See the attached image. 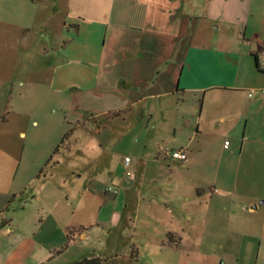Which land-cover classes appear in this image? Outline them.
<instances>
[{"label": "crops", "instance_id": "1", "mask_svg": "<svg viewBox=\"0 0 264 264\" xmlns=\"http://www.w3.org/2000/svg\"><path fill=\"white\" fill-rule=\"evenodd\" d=\"M33 1L39 6L37 23L49 41L25 47L22 40L12 60H0V66L5 68L12 63L22 72L0 73V83L11 91L8 106L0 105L3 143L16 134L26 136L22 120L39 111L28 106L36 99L47 105L65 102L67 118L74 120L71 124L81 126L91 118L113 115L122 117L129 131L143 127L147 136L150 131H173L175 139L185 129L178 120L170 121L166 115L164 122L151 127L155 111L180 113L187 104L196 111L200 103L196 133L185 147L173 150L186 151L189 160L181 162L158 154L156 162L161 160L178 167L160 173L153 171L152 184L143 185L138 175L127 184L126 207L135 220L136 234L140 225L148 224V245L170 250L184 247L186 222H194L196 233L205 235L206 225L213 233L228 221V226H232L229 230L237 234L236 223L229 215L236 203L237 211L244 214V223L259 224L258 215L264 204L259 200L264 198V192L252 191L244 197L241 190L228 184L245 170L208 167L192 174L190 167L197 162L217 161V155L206 153L202 147L191 151L197 140L233 137L241 126L242 143L234 156L242 157L248 152V136L264 144V72L257 66V56L264 48V0H65L63 15L43 9V0ZM25 2L27 5L28 0ZM58 19L61 28L55 31L52 24ZM23 28L24 32L29 31L25 25ZM215 30L222 34L217 35ZM5 43L2 40L3 47ZM25 64L34 67L28 72ZM45 79L48 89H41ZM140 114L148 122L137 125ZM38 124L34 120L33 125ZM250 156L255 166L263 158L262 150ZM255 171L250 174L255 175ZM193 177L200 181L195 179L193 185H184ZM28 191L31 190L21 195V201H25L23 195ZM27 197L26 202L37 199L33 193ZM18 199L17 195L10 197L0 192V231L14 230L5 216ZM244 223L237 222L239 231ZM82 229L73 230L58 217L52 233L63 237L58 239L56 254L49 262L70 250L76 232L86 238ZM70 231L74 232L75 241L64 250ZM258 231L259 228L252 238L264 240V223L261 233ZM260 256L259 242L258 259ZM86 258L90 257L74 264Z\"/></svg>", "mask_w": 264, "mask_h": 264}, {"label": "rangeland", "instance_id": "2", "mask_svg": "<svg viewBox=\"0 0 264 264\" xmlns=\"http://www.w3.org/2000/svg\"><path fill=\"white\" fill-rule=\"evenodd\" d=\"M41 7L62 15L66 12L65 0H43ZM38 10L37 1L28 0L26 5L25 0H0V60L2 57L12 60L22 40L25 47L39 42L44 44L48 40L40 23H37L35 15H38ZM40 20H43V16ZM23 25L29 29L28 32H24ZM52 27H55V31L61 28L59 19ZM214 33L222 34L220 30ZM2 40L6 42L4 47ZM36 54L34 52V58H37ZM23 58L27 60L26 55ZM11 64L5 68L0 66V73H22ZM34 66L25 64L28 72ZM46 84L45 79L40 84L41 89H48ZM1 91L4 94L1 95ZM10 101V89L0 83V105L6 108ZM28 106L39 111L33 117L23 118L26 136L13 135L6 143L0 140V192L19 198L5 216L11 220L14 230L9 233L7 229L0 231V264H74L88 256L101 258L105 264H264V240L252 238L254 232L257 234L256 229L259 228L261 233L264 204L258 215V225L244 223V214L237 211L239 204L231 206L233 212L230 210L229 215L236 223L234 229L237 234H232L228 221L226 225L212 230L213 233L209 231L210 225H206L205 235L196 233L197 225L194 222H186L188 232L184 247L180 249L149 246L151 232L148 224L140 225L136 234L135 220L130 208L126 207L127 184L138 175L143 185H149L153 183V171L160 173L178 167L161 160L156 162V159H159L158 154L163 155L189 144L198 129L200 103L196 111L188 104L180 113L155 111V121L151 127L164 122L166 117L170 121L178 120L185 132L177 139L173 131H150V136L146 135L143 127H134L129 131L122 117L113 115L106 119L91 118L81 126L75 122L71 124L70 121L74 120L70 116L67 118L65 113L68 106L60 100L47 105L44 100L36 99ZM34 120L39 124L33 125ZM136 121L140 125L148 122V119L145 120L144 115L140 114ZM0 129H3L2 125ZM243 134L244 126H241L233 137L197 140L191 151L202 147L206 153L217 155V161L197 162L190 167L191 173L208 167L227 170L239 168L245 172L232 177L228 184L241 190L244 197L252 191L263 193L264 144H258L248 136L245 145L248 152L242 157L238 154L234 156L233 152L238 151L242 143ZM2 135L3 131L0 130V137ZM257 150H262L263 158L253 166L250 155ZM255 169L256 174H250ZM41 171L43 173L39 176ZM46 178L49 182H44ZM193 179L187 180L184 185H193L195 179L200 181L198 177ZM26 190L31 191L23 195L25 201H21V195ZM32 193L36 194L37 199L26 202L27 196L30 197ZM259 201L264 203V198ZM58 217L63 218L73 230L84 227L82 233L86 238L83 239L76 232V241L70 250L49 262L50 257L56 254L54 247L62 236L52 233ZM240 221L244 223L241 231L237 224ZM239 225L241 227V223ZM134 250L138 258H133Z\"/></svg>", "mask_w": 264, "mask_h": 264}, {"label": "built area", "instance_id": "3", "mask_svg": "<svg viewBox=\"0 0 264 264\" xmlns=\"http://www.w3.org/2000/svg\"><path fill=\"white\" fill-rule=\"evenodd\" d=\"M257 66L258 69L261 72H264V48L259 52L258 56H257ZM264 93V90H263ZM250 96H253V92L250 94ZM227 145H229V143H226ZM167 156L172 157L173 159L179 160L181 162H187L189 160V156L187 154L186 151L184 150H179V151H167L166 152ZM130 160L127 158V162H129ZM112 189H109V191H111Z\"/></svg>", "mask_w": 264, "mask_h": 264}, {"label": "trees", "instance_id": "4", "mask_svg": "<svg viewBox=\"0 0 264 264\" xmlns=\"http://www.w3.org/2000/svg\"><path fill=\"white\" fill-rule=\"evenodd\" d=\"M9 223H7L6 225H8ZM74 235V232L73 231H70L69 232V235H68V241H67V244L65 245L64 247V250H66L74 241H75V238L73 237ZM137 253L136 250H134V253H133V258H138L137 257ZM77 264H105L103 262V260L101 258H98V257H90V258H86L80 262H78Z\"/></svg>", "mask_w": 264, "mask_h": 264}]
</instances>
